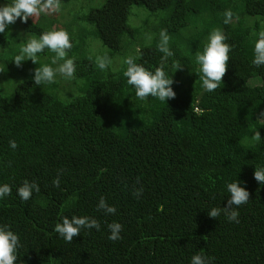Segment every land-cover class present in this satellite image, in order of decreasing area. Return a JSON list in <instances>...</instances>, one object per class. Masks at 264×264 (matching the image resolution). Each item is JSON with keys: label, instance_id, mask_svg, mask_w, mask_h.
<instances>
[{"label": "trees", "instance_id": "16d2710c", "mask_svg": "<svg viewBox=\"0 0 264 264\" xmlns=\"http://www.w3.org/2000/svg\"><path fill=\"white\" fill-rule=\"evenodd\" d=\"M70 1L0 33V185L12 188L0 198V225L19 237L15 264H190L197 253L215 257L212 264H264V184L253 176L264 167V65L252 63L264 0H100L69 22ZM133 6L162 15L142 31L127 24ZM228 9L233 19L226 24ZM216 28L232 50L222 84L207 92L195 56ZM54 29L66 30L72 43L67 58L76 70L68 82H84L67 101L61 82L33 80L35 68H55V53L46 48L36 64L12 62L29 39ZM162 29L174 53L164 71L176 95L165 103L142 101L123 75L127 66L112 64L128 51L154 72L163 56ZM97 42L112 61L106 70L96 65L91 45ZM174 61L183 70L175 71ZM61 169L57 188L52 181ZM24 180L40 188L27 201L17 194ZM236 180L250 193L237 209L239 223L223 214L210 218L212 207L226 206L227 184ZM141 186L136 198L133 189ZM101 196L114 215L97 210ZM73 215L93 217L101 229H81L68 243L54 227ZM113 221L123 226L115 242L108 239Z\"/></svg>", "mask_w": 264, "mask_h": 264}, {"label": "clouds", "instance_id": "9594fccd", "mask_svg": "<svg viewBox=\"0 0 264 264\" xmlns=\"http://www.w3.org/2000/svg\"><path fill=\"white\" fill-rule=\"evenodd\" d=\"M60 9V0H13L11 4L0 6V33H4L9 25L16 23L17 19L22 23H27L29 18L34 20L42 13H55L59 12ZM223 15L226 24L233 19V12L230 9L226 10ZM159 37L157 48L163 53L160 66L154 72L149 71L136 62L138 56L129 55L123 60V63L127 66L123 75L127 77V83L135 89L138 99L143 101L148 97H153L165 103L168 99H174L176 95L171 87L174 81L164 71L167 59L172 57L174 53L169 47L170 36L167 30L162 29ZM258 37L254 45V59L252 61L256 67L264 65V31H260ZM151 38V36L148 37L149 40ZM227 39L221 29H213L208 42L204 45L203 52H198L195 56L196 63L200 66V80L203 89L207 92L215 91L222 84V78L226 74L227 62L230 59L229 53L232 50V45L225 42ZM46 48L55 53L52 64H56L58 61H63V63L55 69L49 65L35 68L33 75L35 85L54 83L57 73L67 79L74 78L76 70L74 58H67L72 43L69 33L64 29L43 32L39 39L32 37L21 47L20 53L15 56L12 62L17 67H20L25 60H31L36 64L38 54ZM111 63L112 61L107 55L96 57V65L100 70H106ZM173 67L176 71L183 70L184 66L179 61H174ZM259 117H264V110L260 111ZM252 138L257 142L260 141L259 131H255ZM9 146L13 150L18 147L15 140H9ZM62 172L61 169L52 181L54 187L59 188ZM253 176L258 183L264 184V167L255 168ZM33 191L39 192V185L35 181L24 180L22 185L18 187L17 194L21 200L27 201L32 197ZM143 191L144 189L141 186L134 188L132 194L136 198H140ZM227 191L230 196L227 199L226 206L212 207L207 215L216 219L223 214L229 222L239 223V211L237 209L248 203L250 193L246 188L240 186L238 180L227 184ZM11 192L12 188L9 184L0 185V198L10 195ZM97 210L103 211L105 215L116 213V208L109 205L103 196L99 199ZM107 228L110 233L108 235L109 240L115 242L122 239L120 233L123 231V226L120 223L115 221L107 223ZM81 229H96L99 231L101 224L93 217L73 215L71 218L62 217L61 222L56 223L54 227V231L68 243H71L74 237L80 235ZM19 246L18 235L9 230L7 225H0V264H15L17 260L16 252ZM214 260L215 257L197 253L191 257L190 264H212Z\"/></svg>", "mask_w": 264, "mask_h": 264}, {"label": "rangeland", "instance_id": "374dc122", "mask_svg": "<svg viewBox=\"0 0 264 264\" xmlns=\"http://www.w3.org/2000/svg\"><path fill=\"white\" fill-rule=\"evenodd\" d=\"M101 3L102 1L100 0H71L66 6V8H64L66 10V18L67 20H69V22H71L72 18L75 15L87 13L91 8L99 7ZM161 15L162 13L160 12L153 14L150 11L146 10L145 8L133 6L129 10L127 24L133 28H141L142 26V31L148 30V26L153 25V21L157 20V17H160ZM59 20L66 21L62 17H60ZM66 23L68 22L66 21ZM145 36H147V34ZM97 43L98 44L96 43L92 44L91 49L94 50L95 54L97 53V56H104L108 49L105 47H101V44L99 42ZM131 54L132 53H129L128 51H123L121 54H119L117 56L118 59H116L112 64V66L114 67L113 69H117L119 66H121V64H124L123 60ZM61 63L63 62H57L56 64H54V67L58 68L59 64ZM55 80L58 81V83L61 82L60 96L61 99L64 101L69 100L66 94H70V93H73L74 95L79 94V89L84 84L83 81L76 79L73 85H70L71 82H68L69 80L67 78L62 77L59 73H57ZM258 84H259L258 82H251V85H258ZM63 88L64 90L62 92Z\"/></svg>", "mask_w": 264, "mask_h": 264}]
</instances>
